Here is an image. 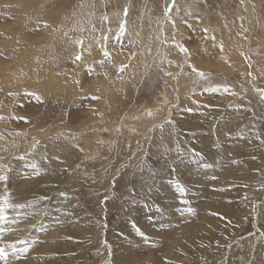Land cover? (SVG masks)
Masks as SVG:
<instances>
[{"label":"rangeland","instance_id":"obj_1","mask_svg":"<svg viewBox=\"0 0 264 264\" xmlns=\"http://www.w3.org/2000/svg\"><path fill=\"white\" fill-rule=\"evenodd\" d=\"M87 2L0 5V264H264V0Z\"/></svg>","mask_w":264,"mask_h":264},{"label":"bare ground","instance_id":"obj_2","mask_svg":"<svg viewBox=\"0 0 264 264\" xmlns=\"http://www.w3.org/2000/svg\"><path fill=\"white\" fill-rule=\"evenodd\" d=\"M30 1H35V0H0V5H4V4H7L8 6H6V7H3L2 8V11H4V12H2V13H8V14H6V21H8L9 22V24H5L4 25V28L6 29V34L8 35V36H10V35H12L13 36V34H15V33H17V34H20L23 30H25L24 29V27H26V29H29L30 27V24H27L25 21H26V19H25V21L22 19V13L25 11V9L26 8H29V7H31L32 6V4H31V6L29 5V7L27 6L26 7V5H25V3H29ZM45 1V0H44ZM48 1V0H47ZM74 0H55V2L57 3V5H58V3L59 4H61V3H66V2H73ZM77 1V0H76ZM79 1V0H78ZM84 1V0H83ZM86 2L88 1V0H85ZM243 3L242 4H244V6L246 7V9H247V12H246V19L248 20V22L250 23V19L252 18H250V16H249V8L247 7V5L248 4H250L249 2H251V0H241ZM261 1L262 0H252V2L253 3H256L257 5L260 3L261 4ZM81 2H82V0H81ZM90 2H91V0H90ZM221 2V1H220ZM39 3V2H38ZM54 3V2H53ZM53 3H51V4H53ZM85 3V2H84ZM88 3V2H87ZM40 4V3H39ZM43 4V3H42ZM41 4V5H42ZM72 4V3H71ZM75 3H73V5H74ZM91 4V3H90ZM89 4V5H90ZM241 4V3H240ZM259 4V5H260ZM47 5V7H48V4H46ZM55 5V4H54ZM66 5V4H65ZM80 5V4H79ZM84 6H83V8L85 7L86 8V6H85V4H83ZM88 5V6H89ZM93 5V4H92ZM94 5H95V2H94ZM235 5V4H234ZM263 5V4H262ZM39 6V5H38ZM53 6V5H52ZM71 6V5H70ZM255 6V5H254ZM45 7V6H44ZM44 7H43V9H44ZM69 7V6H68ZM67 7V8H68ZM253 7V6H252ZM1 8V7H0ZM54 8H56V6L54 7ZM88 9H89V7H87ZM87 8L85 9V11H87ZM47 9V8H46ZM49 9H51V8H49ZM53 9V8H52ZM59 10H60V8H59ZM62 10H65V9H62ZM243 10V9H242ZM253 10V9H252ZM43 11V10H42ZM46 11H50V10H46ZM68 11V10H67ZM77 11V10H76ZM81 11V10H80ZM245 11V10H244ZM254 11V10H253ZM26 12V11H25ZM40 12V11H39ZM60 11H58L57 13H59ZM69 12H71V9H70V11ZM88 12V11H87ZM28 13H30V12H28ZM67 13V12H66ZM71 13H73V12H71ZM78 13V12H77ZM82 13H83V11H82ZM55 14V13H54ZM24 15V14H23ZM27 15V14H26ZM50 15H53V14H50L49 12H47V14H46V16L45 17H47L48 19L49 18H51L50 17ZM83 15V14H82ZM85 15V14H84ZM35 16V15H34ZM44 16V15H43ZM62 16V15H61ZM70 16V15H69ZM254 16V15H253ZM39 17V16H38ZM63 17V16H62ZM80 17V16H79ZM11 18H13V19H11ZM27 18V17H26ZM52 18H54L53 16H52ZM61 18V17H60ZM54 19H56L57 20V18H56V16H55V18ZM68 19V18H67ZM41 20V19H40ZM63 20H66V19H64L63 18ZM252 20V19H251ZM29 21V20H28ZM39 21V20H38ZM41 21H43V20H41ZM49 21H50V19H49ZM49 21H47L48 22V24H49ZM51 21H52V19H51ZM51 21H50V23H51ZM53 21H55V20H53ZM65 22V21H64ZM63 22V23H64ZM46 23V22H45ZM54 23V22H53ZM254 23V22H253ZM47 24V23H46ZM52 24V23H51ZM32 25V27H35V25H36V21H33V23L31 24ZM55 25V24H54ZM65 25V24H64ZM52 26V25H51ZM251 26H254V24H251ZM255 27V26H254ZM46 30V29H45ZM250 30V29H249ZM248 30V31H249ZM43 31V30H42ZM15 32V33H14ZM39 32V31H38ZM248 33H250V35H251V33H253V32H248ZM15 36H17V35H15ZM14 37V36H13ZM12 37V38H13ZM84 44V43H83ZM44 66V65H43ZM44 68V67H43ZM41 69V68H40ZM64 69V68H63ZM51 70V69H50ZM42 71V70H41ZM46 72V71H45ZM41 72H40V70L38 71V74H40ZM34 74H36V72L34 73ZM33 74V75H34ZM48 74V73H47ZM46 74V75H47ZM37 75V74H36ZM3 76L5 77L6 76V73H4L3 74ZM51 77H52V75H51ZM55 77V76H54ZM38 78V77H37ZM45 78V76L42 78V77H40V79L43 81V79ZM27 79V78H26ZM32 79V78H31ZM39 79V78H38ZM51 79V78H50ZM54 79V78H53ZM40 81V80H39ZM40 82H38V84H39ZM41 84H42V82L40 83V86H41ZM115 85V84H114ZM181 86H183L182 85V82H181ZM155 89H156V87H155ZM175 89V88H174ZM177 90V89H176ZM120 91L122 92V90L120 89ZM19 92V91H18ZM3 93V95H6V92L5 91H3L2 92ZM154 93V92H153ZM157 93V92H156ZM37 109V108H36ZM5 110L6 109H4V113H5ZM9 110H10V113L11 114H16V112H14L13 110L14 109H11V108H9ZM20 111V110H19ZM98 112V111H97ZM97 112H94L93 111V114H95V115H99V114H97ZM17 113H19L20 114V112H17ZM19 114H16L15 116H17V115H19ZM100 115H103V113H101ZM100 115L98 116V118H100ZM140 115V114H139ZM98 119L94 116L93 118L91 117V115H90V113H87L86 114V117H84V118H82L80 121H78L77 123H76V125H75V127H74V129L75 130H78L79 129V127H80V129H79V131H89L88 129L89 128H96V126H97V121ZM143 123V122H142ZM83 128V129H82ZM98 130H100V129H98ZM84 133V132H83ZM88 135H91V134H87L86 135V137H89L90 138V136H88ZM88 138V139H89ZM59 140V139H58ZM61 142H62V144H61V146H63L65 149H67V151H69V152H66L67 154H69V155H71V143L68 141V140H60ZM60 150H61V148H59ZM59 149H58V151H59ZM63 150V149H62ZM73 150V157H71L72 158V160L71 161H74L75 160V158L77 157V151H76V149H72ZM66 151V150H65ZM61 152V151H60ZM64 154V153H63ZM72 156V155H71ZM9 157L8 156H6L5 155V158L3 157V159H0V162L3 164V166H5V168L7 167V165H8V167L9 166H11L10 164H9V162L7 161V159H8ZM5 160V161H4ZM70 161V160H69ZM11 163V162H10ZM0 167H2V165L0 164ZM29 186V185H28ZM26 230V229H25ZM67 247V246H66ZM69 247H71V246H69ZM179 247H181V246H179ZM178 247V248H179ZM70 249V248H69ZM69 249H68V251H69ZM40 251V250H39ZM44 252H43V254L45 253V250H43ZM66 252V251H65ZM44 258V257H43ZM31 260V259H30ZM50 264H51V262H49Z\"/></svg>","mask_w":264,"mask_h":264},{"label":"crops","instance_id":"obj_3","mask_svg":"<svg viewBox=\"0 0 264 264\" xmlns=\"http://www.w3.org/2000/svg\"><path fill=\"white\" fill-rule=\"evenodd\" d=\"M217 126H219L220 129H221V123H218L216 125V127ZM220 129H218V128L216 129L217 131H219L218 134L221 131ZM241 132H242V135H240V136H242L244 139L238 138L236 136L238 134H235L234 136L238 139V141L239 140L240 141L241 140L242 141L244 140L245 143L244 142H239L240 144H239V146H237L238 156H236L235 155V151H233L234 156H232V158H230L229 160L232 161V163H233V165H234L235 168L236 167L237 168H240L239 173H237V174H240V176H238V178L243 179V178H245L246 174L249 173V171H250L249 166H248V164L250 163L249 158L251 156L250 154L253 153L252 148L254 146H258L257 145L258 144L257 143L258 142V135L248 125H243V128H242V131ZM178 136L179 137H182V138H186V136L184 135V132L183 131H180V133H179ZM252 144H253V146H251ZM258 147H260V146H258ZM212 157L215 159V156L214 155ZM230 167L231 166L228 167V171L227 172H229V170H230L229 168ZM245 167L248 168V169H245ZM203 168L202 167L200 169L199 168H194L193 170L196 172V175H201V173L203 171ZM235 168H233V169H235ZM176 193H182L183 194V190L180 189Z\"/></svg>","mask_w":264,"mask_h":264},{"label":"snow or ice","instance_id":"obj_4","mask_svg":"<svg viewBox=\"0 0 264 264\" xmlns=\"http://www.w3.org/2000/svg\"><path fill=\"white\" fill-rule=\"evenodd\" d=\"M77 58H79V57H77ZM0 254H2V250H0Z\"/></svg>","mask_w":264,"mask_h":264}]
</instances>
